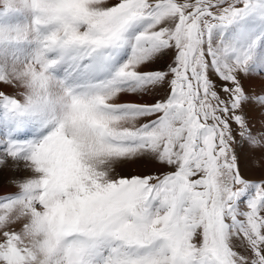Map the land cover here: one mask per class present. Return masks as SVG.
<instances>
[{"label": "snow or ice", "instance_id": "snow-or-ice-1", "mask_svg": "<svg viewBox=\"0 0 264 264\" xmlns=\"http://www.w3.org/2000/svg\"><path fill=\"white\" fill-rule=\"evenodd\" d=\"M0 125V264H264V0H0Z\"/></svg>", "mask_w": 264, "mask_h": 264}, {"label": "rangeland", "instance_id": "rangeland-1", "mask_svg": "<svg viewBox=\"0 0 264 264\" xmlns=\"http://www.w3.org/2000/svg\"><path fill=\"white\" fill-rule=\"evenodd\" d=\"M4 128L0 125V136H3ZM19 139H30L32 132L30 129H25L17 134ZM118 167V165H117ZM136 167L148 168L151 167L147 162L133 166L134 171ZM20 169L18 172H14L13 169ZM10 172V173H9ZM8 173V174H7ZM30 175V171L26 169L23 163L14 162L10 158L4 166H0V195H15L18 194L19 188L16 182L22 181ZM4 188V189H3ZM3 191V192H2ZM243 207V205H242Z\"/></svg>", "mask_w": 264, "mask_h": 264}, {"label": "bare ground", "instance_id": "bare-ground-1", "mask_svg": "<svg viewBox=\"0 0 264 264\" xmlns=\"http://www.w3.org/2000/svg\"><path fill=\"white\" fill-rule=\"evenodd\" d=\"M20 169L16 168V169H13V171L15 172H18ZM10 173V172H9ZM8 174V173H7ZM4 189V188H3ZM1 190V189H0ZM3 192V191H2Z\"/></svg>", "mask_w": 264, "mask_h": 264}]
</instances>
